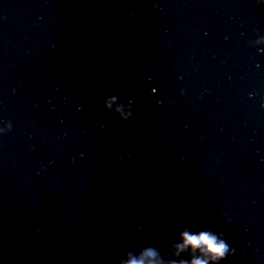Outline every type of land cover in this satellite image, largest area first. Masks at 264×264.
Here are the masks:
<instances>
[{
  "label": "clouds",
  "instance_id": "clouds-1",
  "mask_svg": "<svg viewBox=\"0 0 264 264\" xmlns=\"http://www.w3.org/2000/svg\"><path fill=\"white\" fill-rule=\"evenodd\" d=\"M132 106L131 99L125 104L115 95L103 101V107L116 113L122 121L130 117ZM261 106L264 107V104ZM103 128L104 125L101 124V130ZM136 230L143 232L144 226L140 225ZM168 252L172 259H166L162 249L148 245L138 251H127L119 264H219L230 255V248L222 234L210 229L192 231L185 225L179 231L176 241L168 248ZM183 254H186L187 258H184Z\"/></svg>",
  "mask_w": 264,
  "mask_h": 264
}]
</instances>
